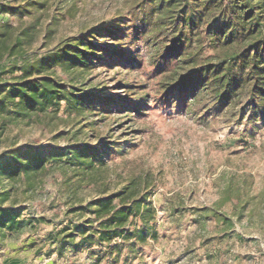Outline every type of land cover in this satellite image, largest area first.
<instances>
[{
  "label": "rangeland",
  "instance_id": "obj_1",
  "mask_svg": "<svg viewBox=\"0 0 264 264\" xmlns=\"http://www.w3.org/2000/svg\"><path fill=\"white\" fill-rule=\"evenodd\" d=\"M230 3L192 0L173 25L160 29L151 21L140 33L152 34L149 41L139 36L129 48L143 58V68L137 72L115 75L117 68H97L90 73L121 101L131 97L130 89L117 86L122 79L132 89L141 85L140 91L150 94L139 113L117 112L108 126L125 153L108 159L110 187L115 190L132 177L146 176L148 185L141 193H147V203L156 211L155 235H147L130 264H264V120L251 112L252 104L243 95L217 105L202 88L187 94L186 101L180 96L168 98L162 89L179 60L188 62L181 64L184 73L211 70L243 49L240 39L221 45L208 27L215 15L226 10L218 23L233 31L238 18ZM107 5V0H80L73 15L57 27V37L75 34L79 23L101 19ZM7 19L0 16V21ZM194 96L199 102L193 105ZM67 128L57 121L20 123L0 130V151L23 144L64 145L58 135ZM71 187L56 174L22 197L21 217L30 225L0 242V264H88L96 246L68 239L60 253L55 243L89 217L77 208L94 198V189L83 184ZM228 187L240 193V203L236 198L222 203Z\"/></svg>",
  "mask_w": 264,
  "mask_h": 264
},
{
  "label": "trees",
  "instance_id": "obj_2",
  "mask_svg": "<svg viewBox=\"0 0 264 264\" xmlns=\"http://www.w3.org/2000/svg\"><path fill=\"white\" fill-rule=\"evenodd\" d=\"M79 1L0 4V16L8 17L0 21V130L53 121L68 127L58 135L64 145L23 144L0 151V242L20 235L30 225L29 219L21 217L22 197L58 174L72 187L83 184L95 192L93 199L77 208L89 217L71 234L55 239L59 252L68 239L79 238L81 244L98 248L90 252L88 264H130L147 235H155L156 211L147 203V193H141L148 185L146 176L142 180L132 177L115 190L110 187L108 159L125 153L108 126L117 112L139 113L150 94L146 89L140 91L141 85L132 89L122 79L117 86L130 89L131 97L121 101L90 73L97 68H117L115 75H131L143 68L140 53L129 51L140 40L142 29L151 21L160 29L173 25L192 0H107L104 17L79 23L73 35L57 37V27L73 15ZM230 1V11L238 18L232 33L218 23L226 10L215 15L208 27L221 45L240 39L243 49L211 70L184 73L181 64L188 62L179 60L162 89L168 98L180 96L186 101L187 94L202 88L217 105L243 95L252 104L251 112L264 120V0ZM141 36L146 42L152 34ZM193 100V105L199 102L196 96ZM233 190L227 188L222 203L234 198L241 202L240 193Z\"/></svg>",
  "mask_w": 264,
  "mask_h": 264
}]
</instances>
